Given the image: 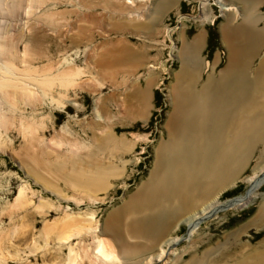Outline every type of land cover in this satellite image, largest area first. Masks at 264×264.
<instances>
[{
	"label": "rangeland",
	"instance_id": "obj_1",
	"mask_svg": "<svg viewBox=\"0 0 264 264\" xmlns=\"http://www.w3.org/2000/svg\"><path fill=\"white\" fill-rule=\"evenodd\" d=\"M161 1L137 0L134 6H129L125 0H35L32 5L27 0H0V42L7 45L4 62L11 66L4 77L12 85L7 88L9 93L13 85L18 89L15 101L4 104L5 121L0 128V239L5 246L0 251V264H68L76 253L85 264H99L91 256L96 251V239L100 237L105 219L110 212L124 206V201L147 180L158 144L168 139L165 125L172 112L170 86L175 83L173 75L180 68L179 51L198 33H205L199 52L205 65L197 88L215 62V75L224 68L228 52L222 44L221 27L226 17L216 0H179L175 8L148 24L150 12ZM239 4L234 6L239 7ZM253 4L256 12L264 16V0ZM119 22H134L145 27L124 24L117 29L115 24ZM258 26H264V19ZM121 41L136 55H144L145 60L140 66L130 68L126 63L104 77L94 68L97 53L102 47ZM24 49H27L26 56L22 54ZM259 56L252 61L248 74L256 69ZM69 69L83 72L71 78L73 83L64 88L58 74ZM150 73L156 76V84L151 90L149 117L133 120L126 114L127 98L134 88H146ZM47 75L52 76L50 89L45 85ZM31 87L35 93L30 91ZM97 122L109 127L117 139L127 141L130 150L122 152L115 151L113 146L104 149L96 146L94 136L101 134ZM60 133L66 137H59ZM94 149L99 151L90 154ZM261 151L262 145H258L255 159L251 160L243 177L253 174ZM262 156L264 158V153ZM29 157L50 166L63 162L65 170L79 165L78 169L84 166L88 169L93 164L119 168L123 167V162L128 164L123 177L110 179L113 186L92 201L85 191L66 184L52 172L43 170L40 172L43 178H36L25 165ZM248 189L249 183L237 182L222 193L220 201L245 196ZM263 200L264 184L246 208L220 211L217 216L203 221L191 244L186 239L189 228L181 224L170 232V237L178 242L167 248L169 255L148 264H186L192 258H201L206 250L213 253V264H233L251 251V248L242 250V245L250 244L252 249L264 245V223L260 227H245ZM66 222L71 223L68 226ZM60 235L68 239L63 240ZM148 256L136 257L130 263ZM115 262L113 264H120Z\"/></svg>",
	"mask_w": 264,
	"mask_h": 264
},
{
	"label": "bare ground",
	"instance_id": "obj_2",
	"mask_svg": "<svg viewBox=\"0 0 264 264\" xmlns=\"http://www.w3.org/2000/svg\"><path fill=\"white\" fill-rule=\"evenodd\" d=\"M27 1L29 5H32L35 0ZM136 1L125 0L129 6H134ZM178 1L162 0L150 12L152 14L148 16L147 23H155L163 14L165 15L176 6ZM254 1L256 0H216L226 17V23L221 27V40L228 52L227 62L217 75L214 74L217 65L215 62L212 71L200 88L196 86L198 80L201 79L205 62L199 56V52L204 45L205 33L203 31L198 33L179 51L180 68L173 75L175 83L170 86L172 112L168 115L165 125L168 139L158 144L153 167L149 171L147 180L138 186L137 192L130 196L128 201H124V206L108 214L101 227L100 237L96 239V251L91 256L94 262L113 264L117 261L120 264H148L153 260H164L163 258L169 255L167 248L178 242L176 238L170 237L172 230L178 229L181 224L187 225L189 233L186 239L191 244L193 236L203 221L217 216L220 211L244 209L256 198V192L264 184V158L262 156L264 153V54L259 56L264 49V26L261 28L258 26L264 16L256 12ZM238 2H240L239 7L234 6ZM130 22H119L115 24V28L121 29L125 25H132L136 28L145 27L144 24L134 25V22L132 24ZM124 43L121 41L100 49L94 62V68L98 69L99 74L107 77L113 70H118L126 63L129 68L135 65L140 66L143 63L145 56L141 53L136 55ZM4 44L0 42L1 129L5 121L4 104L11 100L15 101L18 97V89H14L17 85H13L14 88L12 87L10 93L7 90L12 85L8 84L4 76L10 72L11 66L7 64L9 62H4L5 50H7V45ZM26 51L24 49L22 54L25 55ZM258 56L260 60L256 69L248 74L252 61ZM11 65L16 68L14 64ZM82 72L81 69L62 71L58 74L60 84L67 88L71 85L73 80L71 78L80 76ZM48 75L45 82L47 87L52 84V76ZM155 84L156 76L150 73L146 79V88L136 87L128 96L126 114L133 120H146L149 117L152 108L151 90ZM46 86L43 87L46 88ZM31 89L30 91H33L32 87ZM28 93H30L29 90ZM67 102L71 101L67 100ZM96 109L98 110L99 106H96ZM96 124L101 131V134L94 136L96 146L103 149L113 146L115 151L121 150L122 152L126 149L130 150L129 143L117 139L109 127L99 122ZM59 137L66 136L60 133ZM258 145H262V151L261 155L256 158L255 166L253 165V174L243 177L251 160L255 159V148ZM98 151L94 149L90 154L94 155ZM35 158L32 157L25 165L30 173L35 174L36 178L42 175L40 172L43 170L49 171L48 173L52 172L66 184L85 191L92 201L98 200L99 193L106 192L113 186L109 182L110 179L123 177L125 166L128 164V162H123L122 168L115 165L104 167L93 164L88 169H84L85 166L83 169H78L80 165H77L78 168L65 170L63 162L50 166L42 160V163L37 162V159L34 161ZM240 181L249 183L248 193L222 203L220 201L222 193ZM43 184L47 186V182ZM71 221L74 223L73 220ZM68 223L66 222L67 225ZM263 223L264 200L259 204L253 219L245 227H260ZM61 238L68 239L66 236ZM3 244L0 239L1 252L5 247ZM241 248L244 251L251 248V251L241 255V259L233 264H264V245L261 244L260 249H252L250 244H244ZM156 251L155 256H150ZM144 254L149 256L141 261L130 263V260ZM212 254L211 251L206 250L201 258H192L186 264H213ZM80 256L77 253L73 254L71 258L69 257L68 264H75V262L85 264Z\"/></svg>",
	"mask_w": 264,
	"mask_h": 264
}]
</instances>
